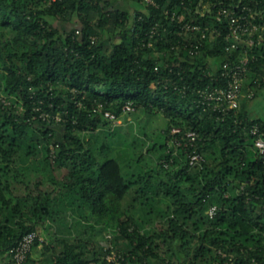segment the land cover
Returning <instances> with one entry per match:
<instances>
[{
	"label": "trees",
	"instance_id": "obj_1",
	"mask_svg": "<svg viewBox=\"0 0 264 264\" xmlns=\"http://www.w3.org/2000/svg\"><path fill=\"white\" fill-rule=\"evenodd\" d=\"M115 1L0 0V264L33 230L44 241L22 264H264V154L251 132L264 118L247 108V93L264 85V41L229 51L221 12L247 4L264 14V0ZM246 47L257 56L246 97L215 109L200 90ZM128 102L130 113L166 119L163 142L145 128L134 141H100L119 124L98 105L121 118ZM173 127L195 130V145L174 154ZM147 145L159 149L156 168L142 165Z\"/></svg>",
	"mask_w": 264,
	"mask_h": 264
},
{
	"label": "built area",
	"instance_id": "obj_2",
	"mask_svg": "<svg viewBox=\"0 0 264 264\" xmlns=\"http://www.w3.org/2000/svg\"><path fill=\"white\" fill-rule=\"evenodd\" d=\"M146 2L156 4L155 0H146ZM238 6H240V4ZM221 12L225 13L229 17L230 31L226 37L227 49L229 51L239 48L240 42H246L250 47H253L257 44V39L259 42L264 41V14L255 12L252 7L247 4H243L240 11L235 9L228 10L224 8ZM166 13L169 14L170 11L166 10ZM176 18H178L181 22L185 17L183 15L178 16L174 13L172 19ZM156 26L152 30V36H154L157 32ZM182 27L187 30L201 33V40L207 37V31L200 24L186 21L182 24ZM213 32L215 34H219L216 29L213 30ZM92 40L94 42L96 37L94 36ZM201 40L196 43H191V46H189L191 54H197L199 52L202 43ZM256 58V54L250 55L249 49L246 47L244 48V55L240 58L225 61L221 67L220 75L216 78V80L220 81V83L200 90L204 101L211 104L213 103L215 109L223 112H228L230 109L238 107L240 99L243 95V86L249 72L250 62ZM247 94L249 97H254V89L250 90ZM3 100L5 103L8 102L5 98H3ZM98 106L99 109L103 111L105 117L109 118L114 123L119 122L120 118L116 115V113L111 110H104L101 103ZM134 109L135 107L132 102H128L124 106L125 113H130ZM40 115L43 118H49L50 113L45 111ZM55 118L57 120L62 119L60 115H56ZM181 132L182 129L180 127H173L170 132L169 143L170 148H173L174 154L177 153V149L180 146L191 145L193 147L197 139V132L193 129L185 132L183 137L180 136ZM251 132L256 135L255 144L258 151L261 154H264V128L260 124L256 123L251 126ZM188 156L192 166H196L204 159L203 155L196 149L189 151ZM169 165L170 163L166 161L165 166L168 167ZM217 211L218 206L212 205L209 208L208 213L211 217H214L217 214ZM37 240H40L41 242L44 241V236L37 230L26 233L14 246L10 248L8 264H22L25 262L30 252L33 250Z\"/></svg>",
	"mask_w": 264,
	"mask_h": 264
},
{
	"label": "rangeland",
	"instance_id": "obj_3",
	"mask_svg": "<svg viewBox=\"0 0 264 264\" xmlns=\"http://www.w3.org/2000/svg\"><path fill=\"white\" fill-rule=\"evenodd\" d=\"M115 4L123 7H129V2L127 0H118L115 1ZM254 91L255 96L248 101L247 108L253 117L264 118V85L255 88ZM245 97L244 99H246ZM166 122V119L164 117L161 118L158 114H148L146 112L141 113L139 110L127 113L122 116L117 123L119 124V127L116 130V134L112 136H105L103 133L100 141H110L114 145H119L118 142L121 140L124 141L125 138H127V140L134 141L132 137L133 134L138 135V138L145 137V135L141 132L143 131L142 129L145 128L148 130L147 132L149 135L153 136L154 139L152 142H154V140L157 142H163L165 140V135L163 134L162 129L166 126ZM152 142H149V145ZM149 145L145 146L144 149V152H146V159L142 162V165H144L145 169L158 167L159 149L149 152L147 149ZM160 175L164 176V172L158 176ZM137 189V186H135L131 191L134 192ZM166 202H168L166 198L156 197V205L165 204ZM154 219H158V216H155ZM151 223H153V221ZM39 248L40 247H37V249L34 250L33 254L35 257L40 256Z\"/></svg>",
	"mask_w": 264,
	"mask_h": 264
},
{
	"label": "crops",
	"instance_id": "obj_4",
	"mask_svg": "<svg viewBox=\"0 0 264 264\" xmlns=\"http://www.w3.org/2000/svg\"><path fill=\"white\" fill-rule=\"evenodd\" d=\"M245 94H243V96H244ZM242 98V97H241Z\"/></svg>",
	"mask_w": 264,
	"mask_h": 264
}]
</instances>
